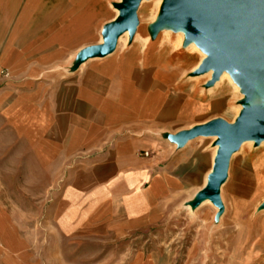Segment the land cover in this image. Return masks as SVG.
Segmentation results:
<instances>
[{
	"label": "crops",
	"instance_id": "crops-1",
	"mask_svg": "<svg viewBox=\"0 0 264 264\" xmlns=\"http://www.w3.org/2000/svg\"><path fill=\"white\" fill-rule=\"evenodd\" d=\"M93 4L0 0V148L51 183L39 226L0 202V264H60L62 246L137 236L187 185L189 156L164 134L203 113L195 85L157 43L74 67L106 9ZM127 264L152 261L134 251Z\"/></svg>",
	"mask_w": 264,
	"mask_h": 264
},
{
	"label": "rangeland",
	"instance_id": "rangeland-1",
	"mask_svg": "<svg viewBox=\"0 0 264 264\" xmlns=\"http://www.w3.org/2000/svg\"><path fill=\"white\" fill-rule=\"evenodd\" d=\"M94 1L96 4H93V8L100 3L106 9L93 19L92 33L83 48L100 43L104 25L115 18L117 10L113 4L120 2ZM154 3L153 0H144L136 10L135 32L146 28L148 34L142 30L130 39L127 33V42L117 43L113 54L130 45H146L144 39L148 36L149 46L156 43L167 46L173 62L183 66L190 82L195 85L204 106L203 113L164 134V138L175 148L184 150L189 156L182 167L183 174L187 173L188 176L187 185L184 184L182 190L175 191L163 203L164 213L152 225L142 228L137 236L126 237L124 241H114L107 246L104 243L101 246L95 243L62 246L60 264H106L107 258L111 262L115 255L123 251L117 264H127L134 251H140L141 260L146 258L152 264H264V146L260 148L254 144L253 148L245 147L231 156L226 183L222 185V201L219 191L222 204V208H219L210 200L211 204H200L202 201L195 204L197 193L207 183L210 167L212 171L211 156L216 138L213 141L211 136H196L182 145L168 138L191 128L194 121H202V124L221 119L232 123L236 118L234 107L241 105V109L246 105L242 100L244 96L239 98V92L227 80L214 91L204 93L208 81L202 77L195 78L196 74L191 71L200 61L201 54L197 51L185 53L182 58L174 56L171 47L163 41L162 28L152 29L161 7L159 5L157 10ZM169 35L172 40L177 37L173 28ZM182 43L185 44L184 39ZM83 48L75 56L74 67L88 60H78ZM249 104H264V94L254 97ZM13 153L0 148V202L4 207L16 211L27 227L34 224L39 226L41 218L36 217V212L43 205V195L50 189V176L34 168L26 172L22 165L25 160L12 158ZM129 241H134V245ZM46 259L42 258L39 264H52Z\"/></svg>",
	"mask_w": 264,
	"mask_h": 264
},
{
	"label": "water",
	"instance_id": "water-1",
	"mask_svg": "<svg viewBox=\"0 0 264 264\" xmlns=\"http://www.w3.org/2000/svg\"><path fill=\"white\" fill-rule=\"evenodd\" d=\"M140 2L114 3L118 14L104 25L102 43L83 48L79 62L112 53L118 37L125 31L132 39ZM163 25L183 27L185 44L193 41L205 54L194 71L196 75L211 70L210 85L226 72L244 96L246 105L232 123L213 119L168 136L179 145L196 136H216L218 147L212 171L205 187L197 193L195 204L209 199L222 208L219 188L226 180L232 154L244 141L254 140L257 145L264 140V104H249L256 90L264 94V0H163L152 29Z\"/></svg>",
	"mask_w": 264,
	"mask_h": 264
},
{
	"label": "bare ground",
	"instance_id": "bare-ground-1",
	"mask_svg": "<svg viewBox=\"0 0 264 264\" xmlns=\"http://www.w3.org/2000/svg\"><path fill=\"white\" fill-rule=\"evenodd\" d=\"M121 1V0H120ZM142 1H144V0H141V2ZM140 2V3H141ZM153 2H155L154 3V5H155V7L157 8V10H158V8H159V5H161L160 4V2H161V0H153ZM116 9V8H115ZM160 9V8H159ZM117 10V9H116ZM117 14H118V10L116 11V15H115V17L117 16ZM158 14H159V12H158ZM158 16V15H157ZM162 29H161V34H162V38H163V41L166 43V45H169L170 47H171V49L173 50V52H174V56H177V57H183L184 56V54L185 53H192V52H199L200 54H201V59H200V61L198 62V64L197 65H195L192 69H191V71H195L196 70V68L198 67V65L200 64V62H201V60L205 57V54L201 51H199L198 50V48H197V46L194 44V42L193 41H191V42H189V43H187V44H184L183 45V39H184V36H185V29L183 28V27H174V26H172V25H163L162 27H161ZM171 28H173V30L176 32V34H177V37H176V39H174V40H172L171 39V37H170V35H169V32H170V29ZM136 29H137V27H136ZM144 31V32H148L147 31V29L146 28H142V29H138L137 30V33H136V36L137 35H139V32L140 31ZM128 32L127 31H125V32H123L119 37H118V40H117V43H118V45L123 41L124 43L125 42H127V39H128V34H127ZM148 34V33H147ZM136 36H135V38H136ZM145 42H146V45L145 46H149V41H148V36H146L145 37ZM100 43H102V40L100 41ZM99 43V44H100ZM163 43V42H162ZM116 46H117V44H116ZM161 50V49H160ZM177 61H179V62H183V61H180V60H177ZM211 73H212V71L211 70H208L207 72H205V73H202V74H199V75H194L195 76V78H197V77H202V78H204V81H209V79H210V77H211ZM224 80H227L234 88H235V90L236 91H238L239 92V98H243V94L240 92V90H239V88H238V86L236 85V83L235 82H233L232 81V79L229 77V75H228V73H226V72H223L221 75H220V77L213 83V84H210V85H208L206 88H205V91H204V93H210V92H212V91H214L216 88H217V86L218 85H220L221 83H223L224 82ZM237 92V93H238ZM259 95H263V93L262 92H259V90H256V93H255V97H257V96H259ZM98 106V105H97ZM240 106L241 105H237V106H235L234 108H235V110H236V116H237V114H238V112H239V110H240ZM192 109V108H191ZM215 138H216V136H211V139L214 141L215 140ZM255 143H254V140H247V141H244L241 145H240V147H239V149L237 150V151H239V150H241V149H243V148H245V147H249V148H253L255 145H254ZM258 146L257 147H262V146H264V140H262L259 144H257ZM217 147H218V145H215L214 147H213V152H212V156H211V164L213 163V160H214V156H215V153H216V150H217ZM236 151V152H237ZM235 152V153H236ZM235 153H233L232 154V156L235 154ZM256 167H258V166H256ZM210 172H211V167H210V169H209V174H210ZM262 175V174H261ZM229 178V177H228ZM171 180H173V179H171ZM205 183H206V178H205V181H204V185H205ZM226 183V182H225ZM224 184V183H223ZM223 184H221L220 185V188H219V191H220V199H221V201H222V196H221V191H222V185ZM200 204H211L210 203V201H209V199H204ZM214 206V205H213Z\"/></svg>",
	"mask_w": 264,
	"mask_h": 264
},
{
	"label": "built area",
	"instance_id": "built-area-1",
	"mask_svg": "<svg viewBox=\"0 0 264 264\" xmlns=\"http://www.w3.org/2000/svg\"><path fill=\"white\" fill-rule=\"evenodd\" d=\"M146 154V153H145Z\"/></svg>",
	"mask_w": 264,
	"mask_h": 264
}]
</instances>
